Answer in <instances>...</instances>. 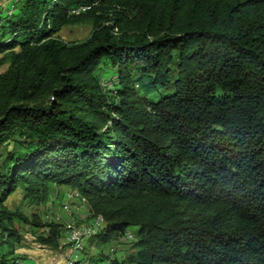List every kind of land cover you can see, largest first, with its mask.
<instances>
[{
	"label": "trees",
	"instance_id": "16d2710c",
	"mask_svg": "<svg viewBox=\"0 0 264 264\" xmlns=\"http://www.w3.org/2000/svg\"><path fill=\"white\" fill-rule=\"evenodd\" d=\"M19 10L0 18V264L21 243L18 221L48 227L38 239L59 246L60 223L6 201L62 185L104 216L101 242L138 227L135 251L103 255L109 264H264V0ZM76 23L91 34L59 36ZM104 62L117 68L113 94Z\"/></svg>",
	"mask_w": 264,
	"mask_h": 264
},
{
	"label": "rangeland",
	"instance_id": "374dc122",
	"mask_svg": "<svg viewBox=\"0 0 264 264\" xmlns=\"http://www.w3.org/2000/svg\"><path fill=\"white\" fill-rule=\"evenodd\" d=\"M19 6L20 0H0V18L6 19L18 14L20 12ZM92 28L91 23L69 24L62 28L59 36L68 42L81 41L91 34ZM3 55L5 54H0V58ZM9 64L10 61L6 60L1 71H6ZM97 74L104 91L113 94L118 82L117 68L108 62H104ZM11 147L12 145H10ZM71 189L74 190L75 188L67 185L56 186L55 189L49 190L45 200L33 203L30 199H25V191L20 188L9 197L6 205L10 209L19 208L30 219L37 217L42 223L55 222L48 219L46 214L58 212L61 214L58 223L62 227L81 226V223L90 225L94 231L91 237L86 240L83 252L79 253L80 255L76 254L70 247V243L67 242V236L63 233L57 248L43 244L38 238L48 233V227H36L34 224L18 221L16 224L22 234V240L15 252L8 257L7 264H18V262L26 264H73L75 261H80L81 264H109L107 259H102L103 255L121 260L135 251L133 244L138 239V227L132 226L127 229V234H133L132 238L126 236L106 243L101 242L97 235L103 231L107 224L104 216L97 212L88 199H82L74 191L69 204H62L63 194ZM80 204L83 207L76 210V206ZM95 220H101V225L96 224Z\"/></svg>",
	"mask_w": 264,
	"mask_h": 264
},
{
	"label": "built area",
	"instance_id": "2783aa9c",
	"mask_svg": "<svg viewBox=\"0 0 264 264\" xmlns=\"http://www.w3.org/2000/svg\"><path fill=\"white\" fill-rule=\"evenodd\" d=\"M70 198H73V189L68 191L67 193L63 194V203L62 204H69ZM83 207L82 205L76 206V210ZM55 222L58 223V219H55ZM96 224H98V221H96ZM88 226L81 223V227H61L63 235L67 236V242L70 243L73 240H79L80 236H88ZM101 231V230H100ZM133 237V234L129 233L127 234V231L124 232L123 237ZM18 264H26L23 262H18Z\"/></svg>",
	"mask_w": 264,
	"mask_h": 264
},
{
	"label": "bare ground",
	"instance_id": "6f19581e",
	"mask_svg": "<svg viewBox=\"0 0 264 264\" xmlns=\"http://www.w3.org/2000/svg\"><path fill=\"white\" fill-rule=\"evenodd\" d=\"M81 205V204H80ZM46 217L48 219L54 220L58 219V221L61 219V214L57 213H52V212H48L46 214ZM98 221V225H101V220H96ZM74 227H81V226H74ZM96 228V227H95ZM94 229L91 228V226H88V236H80L79 240H73L72 242H70V247H72L73 251L76 254H81L84 250L85 247V242L87 239H89L91 237V235L93 234ZM79 254V255H80ZM79 257V256H77Z\"/></svg>",
	"mask_w": 264,
	"mask_h": 264
},
{
	"label": "crops",
	"instance_id": "0c3cea01",
	"mask_svg": "<svg viewBox=\"0 0 264 264\" xmlns=\"http://www.w3.org/2000/svg\"><path fill=\"white\" fill-rule=\"evenodd\" d=\"M62 187V186H61Z\"/></svg>",
	"mask_w": 264,
	"mask_h": 264
}]
</instances>
